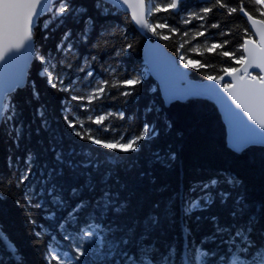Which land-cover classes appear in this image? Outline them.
<instances>
[{"label":"snow or ice","instance_id":"1","mask_svg":"<svg viewBox=\"0 0 264 264\" xmlns=\"http://www.w3.org/2000/svg\"><path fill=\"white\" fill-rule=\"evenodd\" d=\"M183 2L184 0H147V3L146 0H0V66H3L0 132L14 138L16 147H19L21 140L28 134L22 120L23 106L16 101L15 95L17 90L26 87L23 65L35 58L40 65L39 76L51 89L63 94L60 100L64 123L72 130L71 134L86 142L82 147L88 149L77 153L71 148L65 153L55 142L50 143L44 151L53 154V161L50 167L48 164L42 165L43 170L36 167L39 154L31 149L25 150L23 158L16 157L15 162L9 157V175L14 180L9 179L7 182L20 191L26 207L43 210L46 213L44 219L49 221L56 219L57 212L65 213L58 228L60 239L67 243L61 244L55 234L50 235V243L46 246V264H176L175 257L184 250H187V255L180 264H264V228L260 227L264 220V208L257 213L250 206L246 195L239 190L240 181L237 177L225 172L191 181L184 192L177 194L180 201L179 241L162 243L161 240L176 226L174 202L156 201L149 212L133 219L130 224H119L115 219H108L109 216H124L128 211V205L121 201L118 194H113L108 186L113 179V169L120 168L124 161L137 158L147 144L159 136V132L155 124L145 121L138 132L117 134L115 126L105 123L114 116L123 120L125 114L101 111L95 102L110 98L109 88L118 90L121 96H132L135 86L140 85L142 80L139 75L111 80L97 79L95 65L98 55L85 56L80 48L90 45L91 49L98 52L105 51L107 42L101 45L99 41L104 39L110 28L116 27L109 25L107 21L113 17V9L118 10L125 5L127 9H131L129 22L134 21L140 29L168 40L170 35L158 30L167 29L170 34L179 30L172 27L167 19L152 22L150 17L153 13L160 12L179 14ZM245 3L246 0H237L233 6L229 0H206L199 11L189 12L182 20L184 24H190L193 20L202 22L198 29L203 30L193 33L192 39L205 36L210 28L221 27L219 20L205 27L203 22L209 19V14L227 18L242 13L251 25L240 29L242 42L232 50H224L231 43L229 40L213 42L210 46L207 41L204 42L206 52L216 53L241 66L223 67V75L207 77L218 84H221L225 76L231 77V81L222 83L221 87L236 108L242 109L247 120L252 122L250 126L240 120L244 131H238L230 143V147L236 152L244 150L250 144H264V0H247V4L261 18H256L253 11L247 10ZM123 14L127 17L126 10ZM42 16H45L43 21ZM73 25L76 27H72ZM41 27L45 33L43 40L53 39L60 32L54 49L44 52L35 49L33 41L36 30ZM232 31L234 29L222 30L218 35L227 36ZM182 35L187 37L190 33L185 31ZM254 36L258 39H253ZM120 37L124 43L118 49L113 47L107 55L114 53L119 57L133 49L134 45L129 41L126 30L120 32ZM190 43V40L181 42L179 49ZM201 46L195 45L188 51L203 56L204 53L199 51ZM179 63L185 68L197 70L212 66L198 59L186 58L181 53L177 68L169 66L167 69L177 74L178 87L169 90L172 98H178V93L187 91L192 95L217 96L221 102L224 101L217 89L192 90L179 87L183 84V74L178 72ZM100 66L105 71L116 74L115 68L105 67L103 64ZM249 69H259V72L253 74ZM81 89L87 91L82 92ZM39 97L40 93L33 84L31 99L39 100ZM71 102L76 103L73 105ZM24 103L30 104L31 101L25 100ZM147 111L151 112L153 108L148 107ZM35 114L40 120L37 133L41 130L50 131L44 106L37 107ZM82 114L85 119H81ZM228 115L230 118L238 117L239 113L233 112L229 107ZM93 124L97 127L92 128ZM167 126L171 127L170 124ZM51 139L55 141V134ZM92 145L98 147L92 148ZM100 149L110 150L102 154L110 159L101 161L100 155H97ZM77 155L84 159H73ZM153 159L161 164L171 163L176 156L169 152L162 157L160 152H154ZM124 167L127 165L124 164ZM66 170L70 180H78L83 176L84 182L69 183L64 179ZM95 176H99V181L95 180ZM149 179L152 178L149 176ZM4 182L5 176L0 173V184ZM98 184L99 195L84 196L85 191L96 193ZM73 200L76 201L75 204L71 203ZM217 202L219 208L227 213L226 222H222L219 213L211 211ZM15 203L19 205L21 200L17 199ZM85 212L86 218L83 227H80V214ZM204 221L211 224V231L197 243L193 240L194 231L200 230ZM31 222L40 229L34 233L37 237H42L47 232L43 225L37 224L35 220ZM0 242L6 249L11 243L4 233H0Z\"/></svg>","mask_w":264,"mask_h":264},{"label":"trees","instance_id":"2","mask_svg":"<svg viewBox=\"0 0 264 264\" xmlns=\"http://www.w3.org/2000/svg\"><path fill=\"white\" fill-rule=\"evenodd\" d=\"M236 2L237 0H229V3H232L233 6ZM205 3L200 0H190L182 5L179 14L160 12L150 17L152 22L157 20L163 22L164 19H167L172 27L179 30L174 34L168 33L167 29L162 30L164 34L170 35L168 40L157 36L168 52L176 58L183 53L186 58L198 59L202 63L212 65L199 70L191 69L190 76L197 81L208 80V75H223L221 71L223 67L238 68L240 66L216 53L206 52L204 42L207 41L208 46H210L213 42L219 43L229 40L231 43L224 50H232L242 42L240 29L248 27L240 13L227 18L217 14H209V19L203 22L205 27L207 28L209 24L217 20L221 21V27L210 28L205 36L192 39L193 33L197 30H203L198 29V25L202 22L193 20L190 24H184L182 20L189 12L199 11ZM245 7L247 10L253 11L256 18H261L258 13L254 12L252 6L247 4V0ZM218 11L223 12V10ZM113 13V17L109 18L107 23L116 25V27L110 28L105 33L104 39L99 41L101 45H104L105 41L107 42L105 51L98 52L96 49H91L89 45L87 48H80V52L85 56L89 54L98 55V62L95 65L97 79L111 80L139 75L142 83L136 85L133 95L128 97L121 96L118 90L109 88L110 98L97 101L95 104L99 105L101 111L123 112L125 114L123 120L114 116L110 121H105V123L115 126L117 134L121 132H138L141 124L147 121L157 126L159 136L148 143L137 158L124 161L127 167L122 164L120 168L113 169V179L109 181L108 186L113 194H118L121 201L128 205V211L124 216L118 218L109 216L108 219H115V222L119 224H130L133 219L149 212L154 202H174L176 226L169 230L161 240L162 243L164 241H179L181 239L180 201L177 199V194L184 192L191 181L205 178L217 172H225L237 177L240 181L239 190L246 195L250 206L259 213L264 208V148L253 147L240 153L230 150L226 143V129L217 107L207 100L191 98L183 103L177 102L169 107L164 106L155 82L151 78L145 77L146 68L141 62L144 38L135 29L132 22H129L128 15L125 17L123 13L115 9H113ZM43 19L41 20L43 21ZM72 27L75 28L76 26L73 25ZM229 29H234V31L227 36L218 35L222 30L228 31ZM123 30L127 31L128 39L134 45L133 49L122 53L119 57L115 56L114 53L107 55L106 53L111 51L113 47L118 49L124 43L120 37V32ZM60 31L62 32L63 29ZM185 31H188L190 35L183 36L182 33ZM44 34L42 27L36 30L34 43L39 52L54 49L60 36V32H57L53 39L43 40ZM185 40H190L191 43L185 44L183 49H179L180 43ZM95 42L92 41V43ZM198 44L202 45L199 51L204 53L203 56L188 51V49ZM219 51L221 50H217V52ZM101 64L105 67L115 68L116 74L113 75L105 71V68L100 66ZM39 70V62L35 59L29 73L27 86L23 90H17L15 95L16 101L23 106L22 120L28 134L21 140L19 147H16L14 138H9L3 132H0V173L5 176V182L0 184V233L6 234L11 241L7 249L0 242V264H46V246L50 243V235L55 234L57 241H60L61 244L67 243L60 239L58 228L59 223L62 222L61 217L65 213L57 212L54 221L44 219L46 213L43 210L27 208L20 191L7 182L9 179L14 180V177L9 175L11 172L8 168L9 157H12L13 162H15L16 157L23 158L25 150L31 149L39 154L36 167L43 170L42 165L48 164L50 167L53 161V154L50 151H44L48 149L50 143L55 142L57 147L64 149L65 153L71 148H74L77 153L88 150L82 147L86 142L71 134L72 130L66 126L62 119L60 96L63 94L51 89L39 76ZM33 84L40 93L39 100L31 99ZM81 91L86 92L87 89H81ZM25 100H30L31 103L25 104ZM71 103L75 105L76 102ZM41 105L45 108L51 130H41L37 133L36 130L40 127V120L35 114V109ZM148 107H152L153 111H147ZM81 119H85L83 114ZM168 124L171 127H168ZM91 127L96 128L97 126L93 124ZM53 134H55V141L51 139ZM91 147L96 148L98 146L92 145ZM108 151L110 150L100 149V152L97 153V155H100L101 161L110 159V157L102 155ZM154 152H160L162 157L172 152L175 153L176 159L171 163L161 164L153 159ZM120 154L126 155L124 153ZM73 159L82 160L84 157L77 155ZM149 176L152 179H149ZM94 178L99 181V176ZM37 179H39V176H37ZM64 179L69 183L82 184L85 178L81 176L78 180H70L66 170ZM99 193L100 185L98 184L96 193L85 191L84 196L91 197L99 195ZM65 196L67 197V193H65ZM170 197L171 200H169ZM17 199L21 200L19 205L15 203ZM71 203L75 204L76 201L73 200ZM211 211L212 213H219L222 222H226L227 213L219 208L218 202ZM86 212L80 214V227H83ZM32 220L47 229L42 237H37L34 234L40 229L31 222ZM260 227L264 228V220L261 221ZM193 229L195 230V225H193ZM69 231H72V229L69 228ZM210 231L211 224L204 221L202 228L194 231L193 240L199 243L205 234ZM186 255L187 250L181 251L175 257L176 264H180ZM90 259L95 258L90 257Z\"/></svg>","mask_w":264,"mask_h":264},{"label":"water","instance_id":"3","mask_svg":"<svg viewBox=\"0 0 264 264\" xmlns=\"http://www.w3.org/2000/svg\"><path fill=\"white\" fill-rule=\"evenodd\" d=\"M188 1L189 0H184L183 4H185ZM200 1L206 2V0H200ZM125 10L127 11V15L129 16V18H131V9H127L126 5L124 6V8H120L117 11L124 13ZM241 15L243 16L242 13ZM45 16H42L41 19H43ZM244 18L247 22V17H244ZM132 24L135 27V29L140 33V35L144 38L141 60H142L143 65L147 69V72H148L147 78H151L155 82L158 93L164 103V106L169 107L170 105L177 103V102L183 103V102L188 101L191 98L203 99V100H207L213 103L217 107L221 121L226 129L227 147L230 150H232V148L230 147L232 138L234 137V135H236L238 131L239 132L244 131V129L240 126V120L242 119L250 126L252 125V122L247 120V116L246 114L243 113L242 109L236 108L235 104L232 103L231 98L228 97L227 93H225L223 88L221 87L222 83L230 82L231 77L225 76L224 80L221 81V84H218L215 81H211V80L197 81V80H193L190 77V71L184 68H181L179 65L178 72L183 74V84L179 85V87H184L186 89H192V90H199V89H205V88L217 89L219 96L223 97L224 101L226 102L224 101L221 102V100L218 99L217 96L192 95V94H189L187 91L178 93V98H172L170 96L169 90L175 89L178 87L177 74L175 72H169L167 71V69L169 66H171V68L173 69L177 68L176 57L172 55L171 53H169L166 50V48L160 42H158L156 36H153L151 34V32H146V30L140 29L138 26L135 25L134 21H132ZM248 27H251V25L248 24ZM254 39H258V37L254 36ZM33 45L35 47L34 41H33ZM34 61H35V58L29 59L23 65V68H22V71L24 73V84L26 86L28 84L29 73H30V70H31V67ZM249 71L252 72L253 74H257L259 72V69H249ZM2 73H3V66H0V85H2L3 83ZM166 83H167V88H166ZM229 107L231 108L233 112L239 113V116L230 118V116L228 115ZM257 130H258V127H257ZM252 147L264 148V144H260V143L250 144L246 146L244 150L240 152H243ZM240 152H237V153H240Z\"/></svg>","mask_w":264,"mask_h":264},{"label":"rangeland","instance_id":"4","mask_svg":"<svg viewBox=\"0 0 264 264\" xmlns=\"http://www.w3.org/2000/svg\"><path fill=\"white\" fill-rule=\"evenodd\" d=\"M190 1V0H189ZM153 2H158L157 0H153ZM146 3H147V0H146ZM187 3V2H186ZM153 14H155V13H153ZM152 14V15H153ZM151 15V16H152ZM240 15H241V13H240ZM242 16V15H241ZM243 17V16H242ZM244 18V17H243ZM247 23V22H246ZM248 25V24H247ZM160 31H162V30H160ZM156 38H157V36H156ZM157 40H158V38H157ZM158 42H160L159 40H158ZM161 43V42H160ZM162 44V43H161ZM163 45V44H162ZM164 46V45H163ZM165 47V46H164ZM167 50V49H166ZM199 50H201V48H199ZM170 53V52H169ZM141 54H142V52H141ZM173 55V54H172ZM186 56V55H185ZM177 59V61L179 62V57L178 58H176ZM141 62H142V60H141ZM143 64V63H142ZM179 65H180V67L181 68H184V69H186V70H188V71H191V67H189V68H185V67H183V64L182 63H179ZM240 67V66H239ZM146 68V67H145ZM191 74V73H190ZM147 75H148V72H147V69H146V75H145V77L147 78ZM191 77V76H190ZM29 80V79H28ZM157 88V87H156ZM158 91V90H157ZM253 148V147H252ZM259 148H262V147H259ZM248 150V149H247Z\"/></svg>","mask_w":264,"mask_h":264},{"label":"flooded vegetation","instance_id":"5","mask_svg":"<svg viewBox=\"0 0 264 264\" xmlns=\"http://www.w3.org/2000/svg\"><path fill=\"white\" fill-rule=\"evenodd\" d=\"M245 19V18H244ZM246 21V20H245ZM253 39H254V37H253Z\"/></svg>","mask_w":264,"mask_h":264},{"label":"bare ground","instance_id":"6","mask_svg":"<svg viewBox=\"0 0 264 264\" xmlns=\"http://www.w3.org/2000/svg\"><path fill=\"white\" fill-rule=\"evenodd\" d=\"M178 62V61H177Z\"/></svg>","mask_w":264,"mask_h":264}]
</instances>
